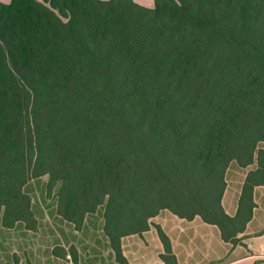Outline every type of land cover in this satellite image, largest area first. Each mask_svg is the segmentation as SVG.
<instances>
[{
    "label": "trees",
    "instance_id": "1",
    "mask_svg": "<svg viewBox=\"0 0 264 264\" xmlns=\"http://www.w3.org/2000/svg\"><path fill=\"white\" fill-rule=\"evenodd\" d=\"M263 143L264 0H0L5 226L33 221L24 187L48 175L77 226L105 206L120 264H130L121 238L162 209L200 216L237 245L264 185ZM233 160L257 168L231 216L222 198ZM157 230V264H178Z\"/></svg>",
    "mask_w": 264,
    "mask_h": 264
},
{
    "label": "crops",
    "instance_id": "2",
    "mask_svg": "<svg viewBox=\"0 0 264 264\" xmlns=\"http://www.w3.org/2000/svg\"><path fill=\"white\" fill-rule=\"evenodd\" d=\"M150 1L153 7L154 0ZM256 168V160L246 167L236 160L229 163L222 198L227 214L237 213L246 176ZM48 180V175L32 178L24 187L31 197L30 224L19 220L12 227L5 226L0 208V264H74L73 256L78 264H120L105 232V206L88 213L77 226L59 212L58 197L49 191ZM253 196V217L239 234L237 245L225 241L219 226L200 216L189 220L162 209L151 218L148 230L121 238L123 254L130 264L160 263L164 251L160 226L171 240L178 264H264V185H256Z\"/></svg>",
    "mask_w": 264,
    "mask_h": 264
},
{
    "label": "rangeland",
    "instance_id": "3",
    "mask_svg": "<svg viewBox=\"0 0 264 264\" xmlns=\"http://www.w3.org/2000/svg\"><path fill=\"white\" fill-rule=\"evenodd\" d=\"M2 1H4V2H9L10 0H2ZM136 2H138V3H140V4H142V5H144V6H148L149 7V5L151 4V1L150 0H135ZM57 186H58V184L55 186V188L53 189V193H56V188H57Z\"/></svg>",
    "mask_w": 264,
    "mask_h": 264
},
{
    "label": "built area",
    "instance_id": "4",
    "mask_svg": "<svg viewBox=\"0 0 264 264\" xmlns=\"http://www.w3.org/2000/svg\"><path fill=\"white\" fill-rule=\"evenodd\" d=\"M262 256L264 257V248H263V250H262Z\"/></svg>",
    "mask_w": 264,
    "mask_h": 264
}]
</instances>
